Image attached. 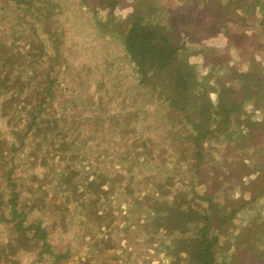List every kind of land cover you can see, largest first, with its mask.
Masks as SVG:
<instances>
[{
	"label": "rangeland",
	"instance_id": "1",
	"mask_svg": "<svg viewBox=\"0 0 264 264\" xmlns=\"http://www.w3.org/2000/svg\"><path fill=\"white\" fill-rule=\"evenodd\" d=\"M227 1L232 0H120L112 16L98 9V0H86L87 7L81 0H40L35 4L39 11L32 8L35 13L16 6L13 10L11 4L0 10V45L4 41L9 47L12 33L31 35L34 25L31 43L37 47L40 41L45 47L38 73L28 74L33 76L29 90L19 91L16 85L14 92L19 99L30 97L33 106L31 99L42 86L38 82L50 71V93L55 96L37 117L38 126L48 129L46 136H36L34 127L27 129L22 103L7 116L0 112V195L5 203L14 191L21 213L10 221L8 206L3 209L0 264H192L186 246L196 232L187 228L189 208L212 222L214 264H264V193L258 194L264 185V127L244 128L264 119V98L245 101L242 125L230 122L223 137L203 140L198 156L183 117H169L163 96L137 84L119 23L138 2L152 9L157 21L180 17L178 28L202 40L187 46L193 53L203 49L207 60L191 56L188 64L215 90L209 94L215 103L229 73L245 74L244 65L258 73L254 64L262 60L243 47L253 44L264 53V44L255 43L264 42L263 0ZM241 8L243 16L235 17ZM41 17L45 20L39 22ZM233 18L240 32L224 34L243 52L241 57L230 60L223 54L224 59L215 50H205V37L217 34ZM196 22L197 31L191 27ZM21 45L16 41V49ZM12 73L20 74L18 69ZM260 77L249 72L245 83L253 85ZM61 147L68 151L62 153ZM196 161L204 169L205 185L197 184ZM193 193L209 196L210 204ZM251 196L254 201L239 208ZM178 205L182 220H167V209ZM232 209L236 214L223 220ZM19 221L21 230L15 228ZM37 226L45 233L44 242L34 238L36 228L30 229Z\"/></svg>",
	"mask_w": 264,
	"mask_h": 264
},
{
	"label": "trees",
	"instance_id": "2",
	"mask_svg": "<svg viewBox=\"0 0 264 264\" xmlns=\"http://www.w3.org/2000/svg\"><path fill=\"white\" fill-rule=\"evenodd\" d=\"M39 1L40 0H0V10H3L5 6L8 7V4H11V9L16 6L24 13L30 11L35 13L39 11L38 7L35 8V4H38L37 2ZM255 1L258 2L259 0ZM98 2V9L107 13L108 16H112L114 11L120 6V0H98ZM234 2L233 0L227 1V4L232 5ZM81 3L86 7L89 4L86 0H81ZM93 7V13L97 16L99 11H97L95 5H93ZM32 8L35 9V12ZM143 8V4L138 2L137 5H134L135 10L132 13H129L123 19L119 20V23L124 26V28H122L124 52L128 56L130 63L134 66V70L139 77L137 84L142 87L150 88L152 91H156L160 95L159 97L163 96V101L168 102L167 106L171 110L168 116L171 118L180 117L181 119L183 117L186 124L189 125L192 135H188L187 137L190 139L189 142L192 141L196 150H198V156H201L202 154L200 151L203 148L201 147L203 140L215 138V135L217 136L218 134L222 136V133H225L224 131L229 126L230 122L235 121L240 126L242 125L241 118L243 117V113L241 105L245 101L253 100L252 98L256 100H260L261 97L264 98V76L260 75L261 77L255 80L254 84L251 85L248 82L245 83L246 80L249 81V72L242 75L229 73L227 76L228 84L219 85L220 88L216 93V102L213 103L209 100V94L215 90L210 88L205 77H201L197 74L194 66L188 64V60L191 56H200L199 58L203 61L207 60V56L204 55L202 47V51H194L195 53H193L191 51L193 49L187 46L188 43L189 45L201 43L202 40L191 39L189 34H185L178 28V25L182 22L180 17H176L173 21L170 19L169 23H163L162 21L160 22V20L157 21L153 17L152 9ZM221 16L224 18V14ZM114 17L115 16H113V18ZM190 19L191 16L189 14V21ZM43 20H45L44 17L39 22ZM97 22H99V20H97ZM106 22L109 24L111 21ZM23 23L28 26L27 21ZM199 25L200 24L196 22V25L193 24L191 27L193 30L197 31V29H200ZM30 26L31 35L36 37L34 25ZM44 34L48 35L46 29ZM31 35L26 36V34H21V36H19L12 33L10 37L11 43L8 44L10 46H5L6 43H4V41L0 45V100L2 97L8 96L7 100L0 103V112L2 116H7L10 110L22 103L24 122L26 123L27 129L30 130L34 127L36 136L40 134L41 136H46L48 129L42 130V128L38 126L37 117L39 114L46 112L45 107H48L49 103L55 97L50 93L54 83V81H49L50 71H44V74L38 82V84L42 86L38 92L36 91L37 93L35 92L36 94L34 97L37 99V103L36 99H31L34 102L33 106L29 104L30 97L25 96L19 99V96L14 92L16 85L19 91H22V89L23 92L29 90L28 85H30L29 82L31 83L33 81V76L29 78L28 74L38 73L37 70L41 64V57L45 54V47L43 44H39L40 41H38L37 47L32 45L31 42H33V39ZM209 36L210 34L205 38ZM16 41L22 42L21 46L24 48L20 47L21 50L16 49ZM26 43L29 45L26 46ZM218 61H221V59L218 58ZM52 65L53 64L50 66ZM14 69H18L20 74L12 73ZM44 76H46L45 79ZM238 77L240 80H238ZM237 80L239 83L238 89L246 87V89H249L248 93L246 89L242 93L239 92L238 89H233L236 88L234 85H237ZM161 87H165L163 91L160 90ZM239 93L241 94L239 95ZM243 94H245V98ZM13 104L15 105L13 106ZM262 108L264 109V105ZM254 114L257 113L254 112ZM260 119L261 121L257 120L256 123L251 122L250 126L244 127L245 130H253L260 125L264 127V119ZM252 137L253 136H251V138ZM243 139L247 140L245 136ZM251 147L256 146L252 145ZM56 150V152H59V147H57ZM67 151V149H62V153ZM194 167L195 174L198 175L196 176L199 182L197 184H199V186L205 185L204 182L206 178L203 171L204 169L198 164V161H196ZM8 185L11 187V190L14 189V185H11V182ZM261 188L262 189L258 193L259 195L264 193V185ZM214 192L215 191H213V193ZM200 195H202V193H200ZM9 197L10 198L4 203L0 195V222L5 221L3 215L5 205L9 208L10 221L17 220L18 216L21 215V213L17 211L16 193L11 191ZM193 197L206 204H210L209 196L203 198L193 193ZM254 199L255 196H251L248 200L242 199L243 202L240 203L239 208H244L247 203L254 201ZM215 206L216 204L214 203V206H208L207 210L211 211ZM177 208L181 209V206H175V209H167L169 211L167 220L174 219L177 222L178 220H182L183 214L182 212L180 214ZM236 212V209H232L229 216L223 220L227 221L231 219ZM185 213L189 215V226L187 228L189 230L192 229L193 233L196 232V236L192 237L186 246L189 250L187 254L191 258V263L214 264L215 253L213 251H215L216 236L211 237L210 234L212 226L210 223L212 224V222L209 219H205L202 214H198L190 208L185 211ZM167 214L168 213H166V215ZM223 220L219 221L218 224L220 225ZM15 228L21 230V221L15 223ZM32 228L38 230L34 238L44 242L45 233L39 226L31 227L30 229ZM159 228H162L165 232L168 230L164 225H159ZM170 232H173V229H170ZM44 245L46 247V244Z\"/></svg>",
	"mask_w": 264,
	"mask_h": 264
},
{
	"label": "crops",
	"instance_id": "3",
	"mask_svg": "<svg viewBox=\"0 0 264 264\" xmlns=\"http://www.w3.org/2000/svg\"><path fill=\"white\" fill-rule=\"evenodd\" d=\"M253 6H254V4L251 5V8ZM256 9H257V7H256ZM242 10L243 9L241 8L239 11H237L235 17L243 16ZM251 15H252V17L254 16L253 14H249L248 17H251ZM229 21H232V22H229ZM234 21H237L236 18H233L232 20H228V22L224 23L223 26H221V27H219V29H217V34H215L214 36H210L208 38H205V43L203 42L205 44V46H204L205 50L206 49L207 50H210V49L215 50L218 52L219 56L224 57L223 54H225L226 58L227 59L230 58V60L233 58V56L238 57L239 54L241 57L243 52L239 51V47H236L233 44L234 40H231L229 42V39H227V37L225 36L226 34H224V32H226V33H232L234 36H236V33H238L239 30L236 28V26H235L236 22H234ZM240 23H242V22H240ZM244 24H249V23L245 22ZM255 43L256 44H264V42L262 40H256ZM243 49L248 50L249 56L260 58V60H262V61H260L261 63L255 62V64H254V66L258 69V71H257L258 73H254V70H252L254 67L251 68L250 65H249V67H247L246 65L243 66V70L245 71L244 73L251 72L253 74H259V75L264 76V58H262L260 56V55L264 56V53H258L253 44L244 46ZM228 56H229V58H228ZM199 57L200 56H196V57H194V59L196 60ZM224 59H225V57H224ZM200 60L202 61L201 58H200ZM230 60L228 61L229 67L231 65H233V63L230 62ZM260 65H261V68H260Z\"/></svg>",
	"mask_w": 264,
	"mask_h": 264
}]
</instances>
